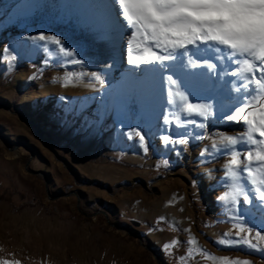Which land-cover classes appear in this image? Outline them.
Wrapping results in <instances>:
<instances>
[{"label":"rangeland","instance_id":"1","mask_svg":"<svg viewBox=\"0 0 264 264\" xmlns=\"http://www.w3.org/2000/svg\"><path fill=\"white\" fill-rule=\"evenodd\" d=\"M7 2L0 0V11ZM29 26L20 18L2 27L3 48L10 35L16 37ZM72 48L80 56V47ZM46 59L42 50L34 60L0 62V247H27L29 231L34 242L44 246L36 252L48 264L55 257L52 245L69 247L82 260L99 264H214L199 254L186 262L179 259L186 255L191 235L217 257L264 264L259 251L218 243L234 222L217 199L226 190L220 186L224 160L201 157L210 147L207 139H190L186 147L162 143V135L175 138L183 131H165L159 119L164 94H159L163 105L158 114L141 102L132 107L129 99L121 113L112 100L104 120L93 121L89 108L73 99H91L112 84L104 77L103 89L95 91L85 86V77L80 86L64 88L59 78L65 71L98 72V61L85 60L82 68L61 67L55 60L45 64ZM229 79L221 80L214 107L228 105ZM214 122L208 132L241 131L238 124ZM137 126L145 135L147 152L138 137L128 139L125 134ZM174 239L181 243L166 251L164 245Z\"/></svg>","mask_w":264,"mask_h":264},{"label":"snow or ice","instance_id":"2","mask_svg":"<svg viewBox=\"0 0 264 264\" xmlns=\"http://www.w3.org/2000/svg\"><path fill=\"white\" fill-rule=\"evenodd\" d=\"M102 7L117 22L126 63L149 74L163 90L165 106L159 119L165 131L168 127L183 129L175 133V138L162 135V143L166 147H186L190 139H207L210 147L201 151V157L224 160L220 186L226 190L217 199L234 222L232 229L223 234L227 238L218 243L264 255V0H109ZM30 39L43 42L39 47L47 53L45 64L53 56L61 67L83 68L86 63L57 35L40 32ZM195 69L206 72L192 71ZM209 74L218 80L231 78L225 81L229 97L226 108L194 103L182 87L190 77L210 79ZM85 77V86L95 91L103 89L104 75L95 71H65L59 80L64 88L77 87ZM193 99L201 100L194 94ZM212 119L238 124L241 131L208 132ZM125 134L128 139L138 137L141 147L148 151L138 126ZM167 163L163 161L165 167ZM241 204L246 207L241 208ZM254 214H259L260 219ZM164 219L160 217V221ZM180 243L174 239L164 248L170 252ZM187 244L190 247L179 258L181 261L199 254L214 264H251L248 260L217 257L191 235ZM9 255L10 259L0 256V264H23L14 253Z\"/></svg>","mask_w":264,"mask_h":264},{"label":"bare ground","instance_id":"3","mask_svg":"<svg viewBox=\"0 0 264 264\" xmlns=\"http://www.w3.org/2000/svg\"><path fill=\"white\" fill-rule=\"evenodd\" d=\"M107 2L109 0H8L0 11V32L2 27L17 23L20 18L28 20L30 26L16 37L10 35L11 41L5 48L2 45L3 41H0V62H15L20 58L36 59L37 54L44 49L39 47L41 42L32 39L29 45L30 37L40 32L54 34L66 45L80 47V59L97 60L98 65L95 69L112 84L91 99L88 98L89 100L84 97L73 99V103L77 102L80 106L89 108L93 121L104 120L103 115L110 110L112 100L116 101L118 105L116 108H119L121 113L129 99L132 107L138 108L141 102V105L149 107L151 114H158L163 105L159 94L164 92L152 81L149 74L141 73L126 63L117 22L102 7ZM8 11L10 16L5 17ZM107 15L111 20H108ZM52 47L49 45V49ZM4 49H8V52L5 53ZM50 60L56 61V57L53 56ZM192 71L206 72V69ZM182 87L190 94L192 102L211 103L217 101L219 91L222 89L221 80H218L217 76H211L210 79L190 77ZM193 94L201 100L193 99ZM221 106L227 107L226 104ZM214 124V119L209 121L208 129ZM104 131L107 132V127H104ZM26 233L27 247L21 243L13 244L11 247L3 246L0 247L3 249L0 256L10 259L9 254L14 253L23 264H40L42 260L39 259L36 249H44V246L34 242L29 231ZM51 248L55 250L52 264H99L91 258L82 260L80 255L69 247L63 249L52 245Z\"/></svg>","mask_w":264,"mask_h":264}]
</instances>
